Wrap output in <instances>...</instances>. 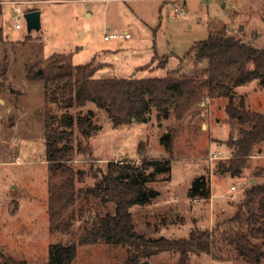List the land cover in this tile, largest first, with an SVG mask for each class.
Wrapping results in <instances>:
<instances>
[{"label": "rangeland", "instance_id": "obj_1", "mask_svg": "<svg viewBox=\"0 0 264 264\" xmlns=\"http://www.w3.org/2000/svg\"><path fill=\"white\" fill-rule=\"evenodd\" d=\"M33 10L41 12V29L29 32L24 14ZM0 28V264L8 259L48 264L49 246L57 242L77 243L72 264H127L133 256L123 245L78 243L85 219L114 212L113 204L90 193L81 192L75 212L81 209L84 216L70 233L50 229L53 171L46 160L47 113L61 129L68 128L63 114L71 116L75 136L86 147L70 163L84 172L80 188L95 186L110 161H171V171L156 173L148 183L158 196L131 208L136 231L147 238H185L194 228H215L235 213L252 184L264 182V144L241 176L223 177L215 171L223 158L209 160L218 150L227 156L228 139L238 138L242 127L228 117L223 98L207 99L200 113L194 111L181 121L172 114L160 118L153 110L147 123L133 119L116 127L96 103L67 106L62 99H51L54 85L45 87L53 58L63 66L92 62L95 78H159L173 70L189 73L201 67L188 53L221 29L264 49L263 0H0ZM111 34L122 37L105 40ZM236 94L245 98L248 108L264 113L259 80L237 87ZM85 117L91 124L86 138L79 125ZM171 129L177 131L172 154L161 143ZM201 174L210 179L213 203L188 196ZM214 250L192 253L188 264H250L226 243ZM178 259L173 252L154 251L140 264H177Z\"/></svg>", "mask_w": 264, "mask_h": 264}, {"label": "trees", "instance_id": "obj_2", "mask_svg": "<svg viewBox=\"0 0 264 264\" xmlns=\"http://www.w3.org/2000/svg\"><path fill=\"white\" fill-rule=\"evenodd\" d=\"M264 1V0H263ZM0 37L2 29L0 28ZM196 65L189 73L173 70L159 78H95L93 63L74 66L53 58L45 87L55 86L51 99H62L67 106L94 102L107 110L116 127L133 119L147 123L153 110L160 118L172 114L178 121L192 112L200 113L207 99L223 98L227 101L225 111L229 118L242 125L238 138L230 137L227 146L232 152L222 159L216 172L232 177L241 176L248 161L262 151L264 144V113L248 108L245 98L236 94V88L259 80L264 88V49L256 48L241 38L230 36L226 29L211 34L198 42L188 53ZM54 70V72H53ZM44 136L46 160L53 171L49 178L48 212L50 229L70 233L84 211L75 212L81 192L100 197L103 202L114 205V212L89 216L82 225L80 245L104 242L123 245L132 252L127 264H140L154 251H170L178 254L177 264H188L192 253L207 252L226 243L239 257L250 264L264 260V182L252 184L235 213L212 229L194 228L188 237L147 238L136 231L131 208L150 203L158 196L148 183L156 173L171 171L169 159L143 158L137 162H113L107 164L95 186L80 188L84 172L70 164L76 154L86 151L83 141L75 136L73 118L63 114L62 122L68 128L54 124V117L45 114ZM79 125L83 137L90 136L88 117ZM177 131L171 129L161 138L170 154L173 152ZM146 151L143 149L142 153ZM152 169L150 172L149 170ZM211 182L204 174L196 177L188 191L192 200L211 199ZM225 228L221 231L220 227ZM216 255V253H215ZM77 257V243H53L49 246L48 264H72ZM2 264H28L25 260L8 259Z\"/></svg>", "mask_w": 264, "mask_h": 264}, {"label": "water", "instance_id": "obj_3", "mask_svg": "<svg viewBox=\"0 0 264 264\" xmlns=\"http://www.w3.org/2000/svg\"><path fill=\"white\" fill-rule=\"evenodd\" d=\"M24 17L27 22V28L29 32L33 30L41 29V12L39 10H33L26 12ZM143 264H149L147 261L143 262Z\"/></svg>", "mask_w": 264, "mask_h": 264}, {"label": "built area", "instance_id": "obj_4", "mask_svg": "<svg viewBox=\"0 0 264 264\" xmlns=\"http://www.w3.org/2000/svg\"><path fill=\"white\" fill-rule=\"evenodd\" d=\"M15 27H16V28H20V27H21L20 23L17 22V23L15 24ZM121 37H122L121 34H111V35H106V36H105V40H110V39H112V38H121ZM125 37L128 38V37H129V34H126ZM221 158L225 159V158H227V157L223 156L222 153H221L220 151H214V152H211V154H210V156H209V160H210V161H214V160L221 159ZM235 188H236L235 186H232V187H231V190H235ZM0 202H1V196H0Z\"/></svg>", "mask_w": 264, "mask_h": 264}, {"label": "crops", "instance_id": "obj_5", "mask_svg": "<svg viewBox=\"0 0 264 264\" xmlns=\"http://www.w3.org/2000/svg\"><path fill=\"white\" fill-rule=\"evenodd\" d=\"M218 151H220V152H222L221 150H218ZM231 151L229 150V154L227 155V156H225V157H227V158H229L230 156H231ZM223 177H225V175L223 176ZM232 186H234V185H232ZM231 186V187H232ZM231 187H230V189H231ZM236 189V188H235ZM211 190H212V188H211ZM215 197V195H214V193L212 192V194H211V203H213V198Z\"/></svg>", "mask_w": 264, "mask_h": 264}]
</instances>
